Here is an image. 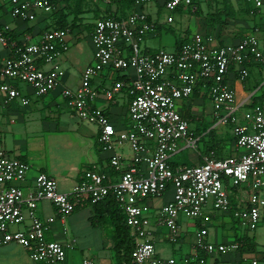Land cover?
Instances as JSON below:
<instances>
[{"label":"built area","instance_id":"built-area-1","mask_svg":"<svg viewBox=\"0 0 264 264\" xmlns=\"http://www.w3.org/2000/svg\"><path fill=\"white\" fill-rule=\"evenodd\" d=\"M155 1L169 10L168 23L174 21V12L182 5L197 9L196 0H134L126 17L95 18L91 30L93 60L84 68L77 86H64L61 91L79 118L99 126L100 147L112 151L109 164L119 171V178L113 181L108 172L93 165L71 192H64L54 176L40 171L26 190L17 182L26 180L31 164L0 149V246L14 242L28 249L36 261L61 264L66 247L47 238L56 218L39 216V203L50 201L58 214L65 216L81 200L95 204L109 193L130 227L132 264H178L175 257L157 254L154 224L167 227V238L175 243L180 237L179 216L202 217L210 201L213 209L228 213L243 229L264 227V105L253 104L241 121L229 78L232 66L244 79L249 75L246 63L264 65V39L248 33L235 42L219 44L212 35L196 31L179 49L145 48L144 40L158 27L147 9ZM247 1L262 5V0ZM54 9L52 0H0V52L7 51L0 66V91L9 99L20 96V82L30 85L38 96L61 85L66 70L59 56L69 48L70 29L46 27L35 35L24 34L20 40L9 34L12 27L2 24V17L8 14L21 22L35 21L39 11L50 13ZM103 74H108L111 82L100 90L93 80ZM197 86L209 94L217 122L232 126L238 153L219 158L211 152L199 163L174 168L170 157L178 150V140L184 139L186 147L192 148L199 141L179 107V101L191 97ZM124 88L129 96V127L118 129L110 114L94 102L99 96L114 100ZM125 144L131 148L130 158L116 151ZM231 187L247 189L236 207L231 204ZM169 189L171 199L154 209L149 200ZM239 247L238 241H210L206 227L200 228L195 255L185 256L182 262L206 264L205 257L197 255L199 249L209 254ZM81 264L101 263L86 257Z\"/></svg>","mask_w":264,"mask_h":264},{"label":"crops","instance_id":"crops-1","mask_svg":"<svg viewBox=\"0 0 264 264\" xmlns=\"http://www.w3.org/2000/svg\"><path fill=\"white\" fill-rule=\"evenodd\" d=\"M195 4L197 8L195 11H192L189 6H186V8L185 5L180 6L174 12L172 24L175 26L166 29L164 27L165 21L152 17L149 11L150 8L154 7L160 11L162 6L156 1L149 3L147 9L150 17L158 23V27L155 34L147 37H158L166 29L168 31H184L181 37L186 38H189L194 32L200 31L204 34L212 35L219 44L235 42L248 33H255L258 37L264 39V0H262V5L259 7L247 0H196ZM185 11L189 12V14H186V21L190 22V25L182 29L181 19L183 18L181 17L179 20L178 14L182 15ZM52 12L39 11L35 21L27 22H21L13 19L8 14H4L1 22L2 24H10L13 34L16 35L17 39L21 40L22 36L26 33L35 35L42 29L53 26L51 25L53 24ZM191 25L194 27L191 28ZM75 30L89 38L91 47V58L78 75L80 83L84 68L93 59L91 29L85 28V25L77 26L67 35L69 48L59 56V62L66 70V75L59 87L48 94L38 96L30 85L18 83L21 94L13 99H9L7 95L0 91V149L10 156L19 157L31 164L32 167L26 180L17 182L26 190L33 185L35 176L40 171L54 176L57 179L58 188L64 192H71L75 185L82 180L84 171L93 165H97L102 170L108 172L113 181L119 178V171L114 170L109 164L112 151H106L100 147L98 141L99 126L79 118L67 106L61 93L64 86H73L68 82L69 75L62 62L65 53L70 50L71 45H77V40L81 38V35L75 38ZM72 39H75V42ZM144 47L151 50L158 48L146 43V41ZM176 47L175 41V49ZM6 54V50L0 52V66ZM246 66L249 70V75L244 79H240L237 67L235 66L231 67L232 72L229 74L231 85L235 89L236 103L239 105V110L242 107L251 108L253 104L264 105V65L258 62H248ZM2 80L3 78L0 74V82ZM109 82L111 80L108 74L97 76L93 80L94 86L100 90L107 86ZM195 91L196 93L191 97L179 101V107L185 117L188 113L192 116H204L203 114L206 112L205 96H209V94L204 96V92L200 91L199 86L196 87ZM128 104L129 96L126 88L114 100H108L103 96H99L94 102V105L104 108L110 114L118 129L129 127ZM208 111L207 114L210 115L213 123L211 124L212 127L209 130H205L204 134L210 132L217 135L219 134L216 130V127L219 125L217 118H215L213 108L208 109ZM189 120L192 119L189 118ZM199 126L197 124V128H200ZM229 131L232 133V138L229 139L232 153L225 155V157L238 153V150L235 148L233 132ZM197 137L201 140L203 136ZM223 138L221 137L220 139ZM125 145L130 147L128 144ZM124 146L116 148V151L122 156L130 158L132 151L129 155L123 153L121 149ZM185 147V144L179 146L178 150L170 157V164L174 168L190 165L186 163V158L180 154ZM204 154H206L205 151L196 153L194 159L191 160L192 164L201 162ZM166 193H171V196L159 203H154V200L165 196ZM161 197H154L149 200L154 209L171 199L172 190L169 189ZM211 210L207 206L203 216L196 220L194 224L196 227H206L207 239L210 241L232 242L213 240L209 236L210 227L208 224L217 221L223 225V222H220L218 216ZM37 213L41 217L53 215L56 218L47 231V238L57 240L66 247V256L61 264H81L82 260L86 257L93 258L101 264H125L124 261L117 258L114 249V226L105 211V207H102L101 204L96 206L90 204L87 199H83L76 205L73 212L61 216L50 201L44 200L39 203ZM178 223L180 237L175 242L176 247L171 249L163 245V240H169L167 238L168 229L167 227L155 224L154 243L157 254L161 257H175L178 264H184L182 261L185 256L195 255L196 240L191 244V251L189 253H182L176 256V252L182 249L181 242L187 237L189 232L188 225L190 224H181L179 219ZM16 227L21 226H15L14 228ZM261 229H264V227L260 226L253 231L252 237H249L251 242L244 245L241 250L239 247L238 251L207 254L199 249L197 255L205 257L206 264H261L264 261V230ZM261 238L262 241H260ZM234 241H237V239ZM254 250L255 252H253ZM258 250L261 251V255L257 253ZM0 264L50 263L34 260L28 249L20 244L11 242L0 246ZM189 264L197 263L192 262Z\"/></svg>","mask_w":264,"mask_h":264},{"label":"rangeland","instance_id":"rangeland-1","mask_svg":"<svg viewBox=\"0 0 264 264\" xmlns=\"http://www.w3.org/2000/svg\"><path fill=\"white\" fill-rule=\"evenodd\" d=\"M70 1V6H67V11L69 12L68 14V20L69 23H71L73 21V17L76 14V19L78 20V18H81V22L83 25H87V24H91L92 21H94L95 19V14L98 12L101 13H106L110 8H112L111 4L108 3V0H69ZM66 3L63 2L62 4H59V8L61 6H63ZM188 7V5H185ZM72 7L73 11H70V8ZM114 8V7H113ZM56 9H58L56 7ZM55 9V10H56ZM79 9V10H78ZM188 9V8H187ZM78 10V12H77ZM152 14V17H155L157 19H159L160 21H165V28H169V27H174L175 25L172 23H168L166 22V18L169 14V10L166 9L165 7H161V10L158 11V8H150L149 10ZM131 12L128 11V14ZM189 14V12H184L182 15L178 14V19L180 20V18L182 17L183 19H181V24H182V29H185L186 27H188V25H190L188 21H186V14ZM185 14V15H184ZM188 20V19H187ZM191 28H193L194 26L191 25ZM85 28H87L85 26ZM164 29L162 32V34L158 37H147L144 42L143 45L146 41V43H149L152 46L155 47H163L166 48L169 51H173L175 50V41L176 38L179 39L181 37V35L184 34V31H172V30H166ZM75 34V38L77 36L81 35V38H79V40H77V45L76 44H72L71 48L69 51H67L63 57V66L67 69V74L69 75V80L68 82L70 84H72L73 86L79 83V73L81 71V69L87 64V62L90 60L91 58V47L89 44V38L87 36H85L84 34H81V32H78L77 30H75L74 32ZM85 33V32H84ZM73 42H75V39ZM93 49V47H92ZM93 52V50H92ZM66 57V58H65ZM93 60V59H92ZM23 83V82H20ZM24 85V84H23ZM206 101H205V114H203V118L201 119H197V120H190V128L197 134L196 128H197V124H199L200 126V134H198L197 136H203L201 140L198 141L197 147L196 148H192V147H185L180 154H182L184 156V158H186V163L192 165L193 162H191V160L194 159L195 154L198 152H203L206 150L207 146L209 144H213L215 142H219V139L221 137H224L225 139H227L228 141L225 144V149H224V155H229V153L231 152V144L229 139L232 137V133L229 131H232V126L226 123H218L219 125L216 127V130L219 132V134L214 135V133H210L207 132V134L205 133V128L210 126L209 128H206V130H209L212 126L211 124L213 123L211 117L209 114H207L209 111L208 109H212V100L210 98V96H206ZM247 110L246 107H242L238 112V117L241 121L244 120L243 118V114L244 112ZM185 144V140L184 139H179L178 140V146L184 145ZM123 153L129 155L131 154V148L128 147L127 145H125L122 149ZM240 151H242V149H239ZM246 190L244 189V191L242 189H237L234 190V192L231 191V193H233V195L235 196L236 200H238L239 203V198L241 193L246 195ZM231 195V194H230ZM171 196V193H166L165 196L158 198L156 200H154V203H159L160 201H162L163 199H166L168 197ZM208 209L211 211H214V213L218 216V220H220V222H223V225L220 224L219 222H214V223H210L208 224L210 227V237L213 240H222V241H234L237 239L238 236H242V235H246L247 237H252L253 235V231L254 230H248V229H243L241 227H239L237 225V223L235 221H233V219L231 218V216L226 213V212H222L220 210H215L212 207L211 201L209 202L208 205ZM179 220L181 221V224H185L190 223L188 226V234L187 237H185V240L181 242L182 245V249L181 251H177L176 252V256L181 255L182 253H189L191 251V244L193 243V241L196 240V230L200 229L199 227H196V225L194 224L196 220H198L201 217H187L185 215H180L179 216ZM264 230V229H261ZM184 239V238H183ZM260 241H262V238L260 239ZM163 245L164 246H168L169 248H173L176 247V243H172L169 240H163ZM160 242V243H162ZM216 242V241H214ZM241 250V249H240ZM239 250V251H240ZM238 251V250H237ZM255 252V250L253 251ZM259 255H261V251L258 250L257 252ZM159 255V254H158ZM160 256V255H159ZM261 264H264V261L261 262Z\"/></svg>","mask_w":264,"mask_h":264},{"label":"trees","instance_id":"trees-1","mask_svg":"<svg viewBox=\"0 0 264 264\" xmlns=\"http://www.w3.org/2000/svg\"><path fill=\"white\" fill-rule=\"evenodd\" d=\"M66 3L59 8V4H62L63 2ZM58 9H54L52 12L53 16V26L55 28H69L70 31H73L77 26H82L81 18L79 17L78 20L76 19V14L73 17V21L69 23L68 20V14L67 6H70L69 0H52ZM108 3L111 4L112 8H110L106 13L98 12L94 16L95 18H99L102 16H112L115 18H123L128 15V11H132L134 8V0H108ZM114 7V8H113ZM79 10V9H78ZM77 10V12H78ZM70 11H73L72 7L70 8ZM87 28L92 30L93 23L85 25ZM9 34L13 38H17L15 34H13L12 31L9 32ZM188 37H180L176 40V49H179L181 45L188 41ZM124 79V76H119L118 79ZM196 91L192 95H194ZM206 94H204L205 96ZM206 97V96H205ZM186 117L197 120L203 118V116L198 115H190L189 113L186 115ZM209 127V126H208ZM206 127V128H208ZM206 128L204 130H206ZM197 134H200V128H196ZM215 135V134H214ZM232 138V137H231ZM230 138V139H231ZM226 139H219V142H215L213 144H209L205 150L206 154H210L211 152L214 153L216 157L224 158V149H225ZM236 188L231 187V191L234 192ZM231 204L232 207H236L237 200L233 193L230 195ZM88 201V200H87ZM101 204L102 207H105L106 213L109 215L110 220L114 226L113 230V238L115 240V251L117 258L121 261H124L125 264H132L131 263V252L134 247V241L131 236L130 227L127 225L125 220V214L122 211L121 207L117 203L113 193H109V195L103 199L102 201L95 203L94 205L98 206ZM237 241L241 243L240 249L244 247V245H247L251 242V239L247 237L246 235L238 236ZM203 252V251H201Z\"/></svg>","mask_w":264,"mask_h":264}]
</instances>
